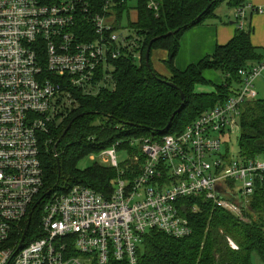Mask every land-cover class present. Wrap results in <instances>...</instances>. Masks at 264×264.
Returning a JSON list of instances; mask_svg holds the SVG:
<instances>
[{"label": "built area", "instance_id": "obj_1", "mask_svg": "<svg viewBox=\"0 0 264 264\" xmlns=\"http://www.w3.org/2000/svg\"><path fill=\"white\" fill-rule=\"evenodd\" d=\"M156 1L148 0L155 12ZM247 10L264 12L250 3L238 8L240 30ZM107 11L91 13L83 0H0V264H137L136 248L147 232L174 238L192 233L180 203L186 199L195 201L193 213L206 205L242 221L254 213L250 203L264 179V154L231 153L226 136L237 126L243 102L258 95L254 82L264 78V58L239 69L240 83L226 101L180 134L133 142L142 160L132 180L119 168L118 143L97 153L118 172L111 194L75 185L46 201L38 197V134L75 102L74 92L98 91V68L109 69L106 61L119 54V42L124 45ZM79 14L91 22L95 38L80 40L74 32ZM37 200L42 236L20 245L12 232Z\"/></svg>", "mask_w": 264, "mask_h": 264}, {"label": "trees", "instance_id": "obj_2", "mask_svg": "<svg viewBox=\"0 0 264 264\" xmlns=\"http://www.w3.org/2000/svg\"><path fill=\"white\" fill-rule=\"evenodd\" d=\"M36 1L52 4L61 0ZM83 1L91 13L103 15L107 7V18L113 15L112 29L116 33L125 19L128 32L118 35L124 45L119 42V54L106 61L109 69L98 68L96 78L101 81L98 91L95 94L74 92L75 102L55 115L47 132L38 134L43 174L38 197L43 201L53 194L66 193L75 185L103 195L111 194L117 170L97 163L81 169L80 160L118 143L117 149L128 155L119 162V168L125 170L124 177L132 180L139 173L142 160L138 145L133 142L139 138L160 140L166 134H180L201 113L226 101L240 83L239 69L264 58L252 45L251 30L246 24L245 29H236L229 42L218 45L197 63L189 64L182 71L174 65L180 38L187 30L210 19H223L216 12L223 2L236 12L249 0H157L156 12L148 7V0H134L133 6L128 0ZM73 30L80 40L95 38L91 22L81 14L76 17ZM168 32L174 33L160 37ZM155 37L160 38L150 44ZM149 44L147 67L145 52ZM155 50L166 52L164 63L168 77L152 68L150 59ZM206 70L220 73L223 82L216 85L206 79ZM199 85L214 89L201 92L196 89ZM69 123L70 127L62 135ZM238 153L244 157L264 154V98L247 99L241 106ZM134 156H138V161H134ZM194 202L192 199L180 202L191 221L192 233L174 238L157 230L147 232L136 248L137 264H251L253 254L264 263V179L250 203L251 211L259 214L256 220L252 217L249 221L238 220L207 205L193 213ZM29 214L25 244L42 236L41 206L37 205ZM27 217L12 232V240L21 238Z\"/></svg>", "mask_w": 264, "mask_h": 264}, {"label": "crops", "instance_id": "obj_3", "mask_svg": "<svg viewBox=\"0 0 264 264\" xmlns=\"http://www.w3.org/2000/svg\"><path fill=\"white\" fill-rule=\"evenodd\" d=\"M249 3L264 8V0H249ZM231 11L232 19H230L229 14L225 18L222 16L223 19L221 20L213 21L210 19L201 25L192 27L181 36L179 51L174 60L177 69L184 70L189 64L197 63L203 57L212 53L218 45L229 42L237 29L235 23L236 12L233 9ZM246 17L248 30H251L250 40L252 45L257 50H264V12L251 13L250 10H247ZM168 76L169 74L164 77ZM209 80L217 85L223 82L224 79L222 76L219 80L213 78H209ZM261 82L264 84L263 77ZM210 87L213 88V86Z\"/></svg>", "mask_w": 264, "mask_h": 264}, {"label": "rangeland", "instance_id": "obj_4", "mask_svg": "<svg viewBox=\"0 0 264 264\" xmlns=\"http://www.w3.org/2000/svg\"><path fill=\"white\" fill-rule=\"evenodd\" d=\"M128 4L130 6H133L135 4L134 0H128ZM217 14L220 16H223L224 18L229 14L230 15V19H232V11L231 9L226 5L225 2L220 4V7L216 10ZM126 26V20L124 19L121 23V29H119V31H117V34L120 35H124L126 34L128 31H126L125 29ZM125 29V30H124ZM258 53L264 54V50L258 49ZM166 52L162 51V50H155L152 52V56H151V64H152V68L160 75H164L167 76L169 74L167 67L164 63V60H166ZM204 76L206 78H213L215 80H219L222 78L221 74L214 71L213 70H206L204 72ZM219 82V81H217ZM264 84L261 82V78L257 79L255 81V90L258 91V98H264ZM198 91L201 92H211L213 90L212 87L210 86H203V85H199L196 88ZM232 134H228L226 136V142L229 145L230 148V152L237 154L239 152V121H237V126L231 130ZM128 157V155L126 154L125 151L122 150H118L116 152V158L118 162L124 161L126 158ZM95 163L97 164H101L103 166H110L109 162L107 161V158L103 155H87L86 157H84L82 160H80V162L78 163L79 168L84 169L87 168L89 166L94 165ZM259 216V214L256 213H252L251 217L253 220H256L257 217ZM251 264H264L259 257L256 254H253L251 256Z\"/></svg>", "mask_w": 264, "mask_h": 264}, {"label": "water", "instance_id": "obj_5", "mask_svg": "<svg viewBox=\"0 0 264 264\" xmlns=\"http://www.w3.org/2000/svg\"><path fill=\"white\" fill-rule=\"evenodd\" d=\"M174 32H175V31H174ZM174 32H168V33H166L165 35H162V36H160V37H165V36H167V35L173 34ZM160 37H155V38H153V39L150 41V44H151L153 41H155L156 39L160 38ZM150 44L148 45L147 50H146V52H145V61H146V65H147V67H149L148 59H149ZM168 83L172 85L171 82H168ZM180 94H181V98L184 99V98H185L184 93L181 92ZM175 113H176V111H174L173 114L171 115L169 121L167 122L166 128H169V126H170V124H171V121H172V119H173ZM70 124H71V123H69V124L66 126V128L64 129L62 135L65 134V132L67 131V129L70 127ZM38 202H39V200H37L36 203L32 206V210L34 209V207L36 206V204H37ZM29 225H30V214H29V216L27 217V222H26V224H25V227H24V229H23V232H22V235H21V238H20V241H19V244H20V245H21V244L24 242V240H25L26 233H27V230H28Z\"/></svg>", "mask_w": 264, "mask_h": 264}]
</instances>
